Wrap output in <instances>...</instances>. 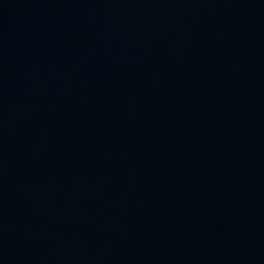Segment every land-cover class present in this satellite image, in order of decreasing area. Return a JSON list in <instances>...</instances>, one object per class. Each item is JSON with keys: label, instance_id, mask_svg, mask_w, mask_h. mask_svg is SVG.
<instances>
[{"label": "water", "instance_id": "1", "mask_svg": "<svg viewBox=\"0 0 264 264\" xmlns=\"http://www.w3.org/2000/svg\"><path fill=\"white\" fill-rule=\"evenodd\" d=\"M0 264H264V0H0Z\"/></svg>", "mask_w": 264, "mask_h": 264}]
</instances>
